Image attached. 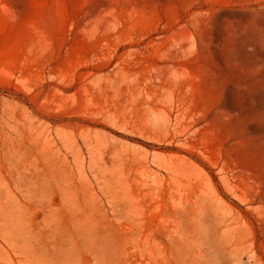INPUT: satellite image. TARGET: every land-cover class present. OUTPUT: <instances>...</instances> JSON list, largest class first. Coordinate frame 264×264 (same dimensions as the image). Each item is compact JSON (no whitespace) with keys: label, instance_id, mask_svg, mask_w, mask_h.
<instances>
[{"label":"rangeland","instance_id":"374dc122","mask_svg":"<svg viewBox=\"0 0 264 264\" xmlns=\"http://www.w3.org/2000/svg\"><path fill=\"white\" fill-rule=\"evenodd\" d=\"M0 264H264V0H0Z\"/></svg>","mask_w":264,"mask_h":264},{"label":"bare ground","instance_id":"6f19581e","mask_svg":"<svg viewBox=\"0 0 264 264\" xmlns=\"http://www.w3.org/2000/svg\"><path fill=\"white\" fill-rule=\"evenodd\" d=\"M257 195V194H256ZM255 196V195H254ZM258 198V197H257ZM261 200V199H260ZM263 200V199H262ZM258 224H260V223H258ZM262 225V224H261ZM263 229V228H262ZM260 230V229H259Z\"/></svg>","mask_w":264,"mask_h":264}]
</instances>
